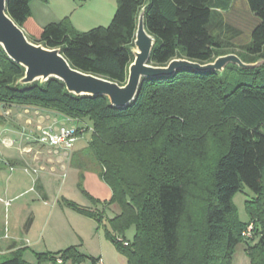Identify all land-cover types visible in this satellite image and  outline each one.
I'll use <instances>...</instances> for the list:
<instances>
[{
    "label": "trees",
    "instance_id": "obj_1",
    "mask_svg": "<svg viewBox=\"0 0 264 264\" xmlns=\"http://www.w3.org/2000/svg\"><path fill=\"white\" fill-rule=\"evenodd\" d=\"M245 2L253 22L249 41L236 54L255 62L264 57V0ZM29 4L7 0L6 11L21 28L31 15ZM145 5V28L155 37L149 60L154 65L173 58L207 63L232 46L220 13L230 0H117L109 25L80 32L66 19L49 22L33 42L61 48L76 69L124 84L138 12ZM23 72L0 46L1 103L92 122L87 149L72 151L70 163L80 179L91 169L110 187L109 201L118 204L119 212L108 219L105 231L126 264H232L240 243L248 264H264V83L252 77L229 85L217 71L179 69L142 78L135 99L120 108L103 95L69 93L56 78L43 85L16 84ZM244 186L253 193L245 201L247 222L238 220L232 204ZM74 209L99 224L103 219L101 210ZM250 222L252 236L244 238ZM130 226L131 240L124 235ZM86 256L72 245L37 253L34 264H78ZM88 257L96 264L97 258ZM0 264L33 263L19 249Z\"/></svg>",
    "mask_w": 264,
    "mask_h": 264
},
{
    "label": "rangeland",
    "instance_id": "obj_2",
    "mask_svg": "<svg viewBox=\"0 0 264 264\" xmlns=\"http://www.w3.org/2000/svg\"><path fill=\"white\" fill-rule=\"evenodd\" d=\"M30 1L32 9V11H30L32 12V16L30 15L31 17L23 24L22 29L26 36L32 41H35L38 38L40 29L38 25L43 26L49 22H59L63 19H66V22L74 30L80 32L88 31L98 26L105 27L111 22L117 7V0H67L68 5L66 7H63L65 3H62L61 0ZM220 13L225 22L224 26H226L224 32L225 37L232 44V46L224 50V54L236 53V51L241 50L238 46L249 41V31L253 22V16L248 11L245 0H230L229 7L225 10H221ZM255 72H257L256 76H254ZM220 75L229 85H233L243 80H250L252 77L255 78L258 83L263 84L264 66L257 70H249L240 69L234 64H228L225 68V73H220ZM11 106L12 108H10ZM23 109H28L26 113H23L26 115L25 117L33 118V121L31 120V125L36 123L37 125L42 123L43 125L51 124L58 115L54 111L46 110L37 106L4 105L0 102V148L4 147V140H11L12 137L15 136V134L11 133V129H14V122L17 123L21 129L24 126V122L22 123L20 119H12L14 111L22 113ZM83 121L90 125L92 123L87 118H84ZM25 124L27 125L26 122ZM87 139H90L89 133H87L84 138L78 139L74 145L73 151L80 152L87 149ZM63 158L65 159L66 171H63L59 163H55L54 166H52L55 171L51 172L50 176H45L44 183L48 197L45 198L44 216H39L38 224L40 225L43 218H46L45 216L47 215L49 208H59L62 220L64 218L62 221L64 223L61 224L63 229H67L69 223H73V220L68 217L67 213L65 214L66 216H63L64 213L69 212L70 214H75L78 218H82V221H76L81 227L80 230L82 231L83 239L85 240L83 245L81 244V241L78 242V244H80L81 252L92 256H96L97 253L99 254L101 252L103 253L105 264H121V262L116 263L114 260V256L118 254V251L112 241L107 237L105 231V226H109L108 219L119 212L118 204L110 202L109 199L106 200V203L103 201H92L83 191V189L86 190V188L84 185V177L80 179V171L70 163V160L67 162V157L63 156ZM209 162H211V158L208 159L207 163ZM3 163L6 165L8 164L7 161ZM89 167L92 168V165L90 164ZM47 172L48 168L46 173ZM63 173H65L64 176ZM252 197L253 193L245 186L235 192L232 196L234 213L241 222L248 221L245 201L250 200ZM3 204L4 205H0V231H3V233L7 235V238L15 231L14 225H16L17 216L15 214L13 203H11V205H6L4 201ZM74 207H80L90 211L101 210L103 212V219L100 224L95 219H92L93 221L91 222V217L79 213ZM49 226H52L51 223ZM49 226L48 231L51 229ZM134 233L133 226L128 227L124 231L125 237L130 240L133 238ZM98 236L101 237V240H99ZM33 247L35 248V246ZM25 253V259L34 262L35 259L33 254H31L30 251ZM125 263L126 260L124 258L123 264ZM41 264L53 263L46 260ZM78 264H91V260L86 256V258Z\"/></svg>",
    "mask_w": 264,
    "mask_h": 264
},
{
    "label": "crops",
    "instance_id": "obj_3",
    "mask_svg": "<svg viewBox=\"0 0 264 264\" xmlns=\"http://www.w3.org/2000/svg\"><path fill=\"white\" fill-rule=\"evenodd\" d=\"M61 2L65 3L63 7L68 5L67 0H61ZM30 10L32 11L31 1ZM38 26L41 28L44 25ZM27 111L28 109H23L22 113L14 111L12 119H20L22 123L24 122V126L22 129L19 128L20 126L14 122V119V129H11V133L15 136L11 140H4V147L0 148V205H4V201H7L9 205L13 203L17 216L16 225H14L15 231L12 235L6 238L3 231H0V259L10 252L20 249L22 250V258L25 261H27L24 257L25 252L30 251L33 254L34 262H27L34 264L36 263L35 254L37 253L57 252L72 245L77 246L81 251L78 242L81 241L83 245L85 240L79 223H76V221H82V218L65 212L62 215L66 216L67 213L68 217L73 220V225L69 223L68 228L63 229L61 224L64 223L62 222L64 218L62 220L59 208H49L46 218H43L40 225L38 224L39 216H44L45 198L48 197L44 183L45 176H50L51 172L55 171L52 167L55 163H59L65 172V159L63 156L67 157V162H69L74 149L66 154L59 148L36 142L33 133L30 134L29 131L34 130L37 123L31 125L33 118L25 117L26 115L23 114ZM54 120L63 121L64 117L57 115ZM40 125H43V123ZM5 161H10V165L4 164ZM47 168L48 172L46 173ZM64 175L65 173H63ZM83 177L86 191L93 198L101 201L110 199L111 189L97 173L89 169L84 171ZM90 221H93L92 218ZM50 223L52 226H49ZM48 226L51 227L49 231ZM98 238L101 240L100 236ZM120 255V253L116 254L114 260L116 263L121 262L123 264L125 257L122 255L123 258ZM87 256L92 255L87 254ZM92 257L97 258L96 264H99V260L105 264L103 253H97L96 256ZM248 262L249 258L245 251V245L240 243L235 248L232 264H248Z\"/></svg>",
    "mask_w": 264,
    "mask_h": 264
},
{
    "label": "water",
    "instance_id": "obj_4",
    "mask_svg": "<svg viewBox=\"0 0 264 264\" xmlns=\"http://www.w3.org/2000/svg\"><path fill=\"white\" fill-rule=\"evenodd\" d=\"M6 3L7 0H0V46L13 62L24 68L23 75L16 79V84L23 86L35 81L43 85L49 78H56L64 83L69 93L76 96L103 95L112 106L122 108L135 99L142 78L167 76L179 69L223 73L228 64H234L242 69L256 68L264 64V57L255 62H245L236 53L218 55L207 63L187 58H173L166 65L150 63L155 37L145 28L146 3L137 16L133 45L130 48L133 60L128 66L125 83L119 84L108 78L76 69L62 54L61 48H49L43 43L30 40L7 13Z\"/></svg>",
    "mask_w": 264,
    "mask_h": 264
},
{
    "label": "built area",
    "instance_id": "obj_5",
    "mask_svg": "<svg viewBox=\"0 0 264 264\" xmlns=\"http://www.w3.org/2000/svg\"><path fill=\"white\" fill-rule=\"evenodd\" d=\"M91 131L92 127L88 124L82 122L77 123V121H74L68 117H64L63 121L54 120L51 124L48 125L38 124L35 126L34 130L29 131V133H33L32 135H34V139L36 142L43 145H49L59 148L67 154L74 149V145L78 141V139L84 138V136L87 133L90 134ZM5 204L7 205L8 202L5 201ZM253 229V223H248L246 228L242 231V236L244 238L251 237ZM117 239L119 241H122L124 245L128 244L127 240H123L120 237H118ZM58 262H60V259H58ZM98 263L103 264L101 260H99Z\"/></svg>",
    "mask_w": 264,
    "mask_h": 264
}]
</instances>
